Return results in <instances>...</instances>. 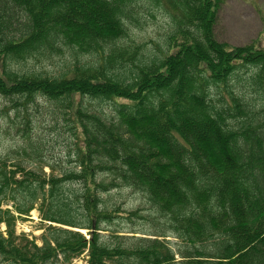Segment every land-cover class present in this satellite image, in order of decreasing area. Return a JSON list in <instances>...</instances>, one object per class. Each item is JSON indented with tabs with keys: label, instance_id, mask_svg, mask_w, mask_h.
Returning a JSON list of instances; mask_svg holds the SVG:
<instances>
[{
	"label": "trees",
	"instance_id": "1",
	"mask_svg": "<svg viewBox=\"0 0 264 264\" xmlns=\"http://www.w3.org/2000/svg\"><path fill=\"white\" fill-rule=\"evenodd\" d=\"M223 2L0 0V97L22 115L25 156L51 169L0 158L1 262L264 264V47L216 39ZM148 8L170 20L156 51L131 37ZM60 56L55 75L18 68ZM42 102L70 169L33 140ZM124 190L157 220L114 201ZM36 209L41 245L15 230ZM138 220L156 227H122Z\"/></svg>",
	"mask_w": 264,
	"mask_h": 264
},
{
	"label": "rangeland",
	"instance_id": "2",
	"mask_svg": "<svg viewBox=\"0 0 264 264\" xmlns=\"http://www.w3.org/2000/svg\"><path fill=\"white\" fill-rule=\"evenodd\" d=\"M151 13V14H150ZM170 20L168 16L153 8H148L140 18L138 23L134 24L131 30V37L137 44H143L148 51H156L155 45L163 42L164 36L168 31ZM215 37L219 42L227 43L232 46H244L256 43L258 47H264V0H224L218 11L217 22L214 29ZM128 40V39H126ZM69 54H66V57ZM63 56L57 60L33 59L21 67L23 72L34 70L46 72L52 75L57 74L63 67ZM84 58V57H83ZM68 62V58H65ZM17 69V68H15ZM49 104L42 102L40 109L42 113H35L34 108L30 109V119L32 137L34 142L37 141L41 147V157L46 161L53 160L59 164V167L70 169L72 164L69 163L68 154L73 148L72 142L65 140L66 134H59L58 130L53 127V117L49 114ZM39 109V110H40ZM24 125L22 115L16 116L12 105L0 97V158L7 162L9 169H16L13 165L20 164L24 168H33L39 170L42 166L48 175L51 169L45 166V163L35 161L26 157L23 148L26 146V139L21 132V126ZM42 144V145H41ZM139 193L133 190H124L118 194L114 201L123 205L128 211L142 209L147 210L145 200ZM12 209V203L3 206ZM151 211H145L144 215L150 220H157ZM49 223L42 220V214L38 209L33 210L28 217L19 218L15 225L16 235L21 239L22 235L32 241L33 239L41 245L40 237ZM132 226L137 230L153 231L155 225L146 220H138L134 225L123 224L122 227L128 229ZM6 226H0V232L5 233ZM87 235V232H83ZM19 239V241H20ZM175 243V239H170ZM87 260L84 254L79 259L74 260L73 264H85ZM0 264H7L0 261Z\"/></svg>",
	"mask_w": 264,
	"mask_h": 264
},
{
	"label": "bare ground",
	"instance_id": "3",
	"mask_svg": "<svg viewBox=\"0 0 264 264\" xmlns=\"http://www.w3.org/2000/svg\"><path fill=\"white\" fill-rule=\"evenodd\" d=\"M82 232H84V231H82Z\"/></svg>",
	"mask_w": 264,
	"mask_h": 264
}]
</instances>
